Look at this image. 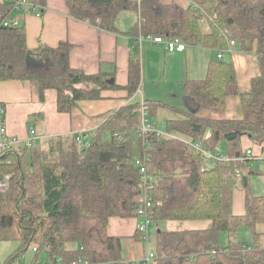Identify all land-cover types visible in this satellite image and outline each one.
I'll return each instance as SVG.
<instances>
[{
    "label": "trees",
    "instance_id": "obj_1",
    "mask_svg": "<svg viewBox=\"0 0 264 264\" xmlns=\"http://www.w3.org/2000/svg\"><path fill=\"white\" fill-rule=\"evenodd\" d=\"M190 1L187 7L165 0L65 3L75 19L112 32L118 30L120 13L140 14L143 20L128 30L136 45L139 35L178 37L185 45L216 50L234 40L242 51L256 55L260 74L248 90L240 92L231 61L215 58L204 79L182 83V107L175 108L181 117L166 121V131L189 136L212 152H218L224 140L229 160H214L202 170L203 157L191 145L154 130L141 134L139 101L110 113L92 133L88 147L71 134L3 152L0 179L8 175L9 186L0 190V241L18 243L4 264H14L29 248L34 254L31 264L39 259L41 264H129L122 257V238L109 235L107 227L113 216L133 215L136 196L144 189L137 160L144 156L152 185L151 221L210 220L205 229H158L154 264H264V231L259 228L264 224V193L252 195L246 176L252 168L250 173L264 177V169H255L254 157L243 158L240 144L243 135L264 143V0ZM32 2L45 6V0ZM11 8L10 2L0 3V14H9ZM70 49L71 44L62 41L56 47L39 42L30 50L23 26L0 24V81L27 80L41 101L47 89H54L59 112H70L78 101L101 98L104 89L118 88L103 73L72 68ZM139 81L140 60L132 52L125 86L130 96ZM229 95L240 97V118L199 115L205 109L222 111ZM144 104L156 128L152 119L158 104ZM238 184L246 189L243 215L232 212V191ZM242 227L249 228L252 244L238 240ZM220 233L228 236L225 245L218 242ZM71 242L77 246L66 248Z\"/></svg>",
    "mask_w": 264,
    "mask_h": 264
},
{
    "label": "crops",
    "instance_id": "obj_2",
    "mask_svg": "<svg viewBox=\"0 0 264 264\" xmlns=\"http://www.w3.org/2000/svg\"><path fill=\"white\" fill-rule=\"evenodd\" d=\"M167 3H176L182 7L191 4L190 0H165ZM7 3V0H0ZM122 12L116 20L117 31L112 32L100 28L96 24L75 19L68 12L65 0H45L41 16H36L25 11H10L14 23L25 29L26 44L30 50L38 47L39 42L56 47L60 42L67 41L71 44L69 64L85 74L103 73L107 79L112 78L118 88L104 89L101 98L95 100H81L70 112H59L56 105V91L47 89L45 99L41 101L37 92L27 80L0 81V106L4 108V118L8 134L12 137L24 139L28 136L29 129L33 128L37 135V144L48 137L60 135H76L80 133L85 140H89L92 133L103 123L112 112L133 101L134 95L139 100L154 101L158 105L152 121L156 129L166 130V119L158 126L156 118L161 109H168L178 113L175 108L182 107V83L186 80L204 79L210 61L217 58V50L198 45H185L182 51H168L164 44L153 43L142 39L136 45L135 37L128 30L138 20L135 12ZM134 13V14H133ZM137 52L140 60L141 86L130 96L125 89L128 83L129 56ZM142 52V61H141ZM222 59L231 61L235 71V78L240 92L248 90L254 77L260 74V67L256 55L242 51L239 46H232L231 52L224 54ZM106 79V80H107ZM110 84V83H109ZM181 103V105H180ZM215 119H237L241 117L240 97L229 95L226 98L222 111L205 109L199 114ZM224 141V140H222ZM220 141L219 144L222 143ZM242 150L250 149L256 159L254 166H264V143H254L248 135H243L240 141ZM219 146V145H218ZM221 148V145H220ZM222 154L226 153V142ZM246 172L248 177V190L254 195L264 193V177L262 174H252V168ZM246 189L238 184L232 191V212L235 215L245 213ZM140 220L136 215L129 217L113 216L109 219L107 232L111 236L122 238V257L125 261L133 250L141 247L136 230ZM166 230L205 229L210 220H167ZM220 237V235H219ZM225 241L228 236H224ZM15 242V241H13ZM5 241H0V264H4L12 251L1 255L6 249ZM130 248L125 254L123 245ZM27 252V251H26ZM22 255L24 256L25 253ZM33 253V250H32ZM135 257L142 255L134 252ZM21 256V257H22ZM34 254L28 260L31 264ZM19 264V260L14 261ZM26 264V263H23ZM35 264H41L40 259Z\"/></svg>",
    "mask_w": 264,
    "mask_h": 264
},
{
    "label": "built area",
    "instance_id": "obj_3",
    "mask_svg": "<svg viewBox=\"0 0 264 264\" xmlns=\"http://www.w3.org/2000/svg\"><path fill=\"white\" fill-rule=\"evenodd\" d=\"M7 2H10L12 4V10L16 11H29V13H32L36 16H41L43 13V6L34 4L32 0H7ZM1 22L0 24L3 26H8L12 23H14V20L10 17L9 14H0ZM138 20H143L140 14H138ZM200 22L204 24L205 19L201 18ZM150 40L153 43H161L164 44L165 48L170 51H182L185 49V44L183 41L178 37H171V38H164L161 36H147L144 37L142 35H139L138 41H141L142 39ZM238 46V43H236L234 40H230L227 44V47L218 49L217 50V58H222L224 54L231 52L232 46ZM141 107H140V124L138 127V130L141 134H145L147 132H150L152 130L156 131L159 134L173 137L176 139H179L189 145H191L195 150H197L201 156L203 157V164H202V170L207 169L210 166V163L214 160H229V158L222 153L219 152H212L205 148L201 142L193 140L191 137L186 136L180 132H168L166 130H159L156 128H153L150 120L148 118L147 113V107L144 104V100H141ZM4 108L0 106V154L6 151H17L23 147H30L31 145L36 144V138L37 135L35 133V130L33 128L29 129L28 136L24 139H20L17 137H12L8 134L7 127L5 124V118H4ZM75 140L77 143L81 144L84 147L89 146V140H85L80 133L75 135ZM253 153L250 149H247L244 153L243 158H250L253 159ZM242 158V157H241ZM148 160L147 156H144L143 160H137V164L139 165V170L142 176V180L144 182V189L140 194L136 196V202H135V208H134V215L140 218V220L137 222L136 230L141 235V239L143 241H147L149 238L148 228L151 223V219L149 217V212L151 210L153 200L152 196L148 192L149 187H151V179L148 177L146 173L145 168V162ZM9 186V176L5 175L3 178L0 179V190L4 191ZM154 251L148 253L145 256H142L138 259H133L130 261H126L129 264H154ZM84 264H91L88 262H84ZM107 264H115L114 261H109Z\"/></svg>",
    "mask_w": 264,
    "mask_h": 264
},
{
    "label": "rangeland",
    "instance_id": "obj_4",
    "mask_svg": "<svg viewBox=\"0 0 264 264\" xmlns=\"http://www.w3.org/2000/svg\"><path fill=\"white\" fill-rule=\"evenodd\" d=\"M129 13H131V12H129ZM141 61H142V52H141ZM141 84H142V81L140 80L139 87L141 86ZM132 100L138 101L139 96L134 95L132 97ZM180 105H181V103H180ZM158 114L159 115L156 118V122L158 123V126H161V127H162V124L164 123V121L166 119H174V118H180L181 117V115L179 113L170 111L168 109H161ZM224 144H225V141H222V143L219 144V146H218V152L219 153L223 152ZM220 145H221V148H220ZM263 167L264 166H262V168ZM167 224H168L167 220L166 221H160V222L151 221L149 228H148V233H149L148 240L147 241H139V243L141 244V247L138 244V247L133 250V254L130 255L129 258L133 257L134 259H138L137 256L135 257L134 252L138 253V255H140V256L141 255L145 256L148 253L153 252L154 251V244H155V232L158 229H167ZM259 228H260V230L264 231V224L260 225ZM224 236H227V234L226 233H220V237H219L218 242L221 245H225L227 242V239L225 241ZM237 238L241 242H246V243L252 244V235H251L248 227L240 228L237 232ZM261 238H262V241L264 244V234L262 235ZM5 242H7L5 245L6 249L1 254L3 256L5 255V253H9L10 251H12L13 247L16 246V242H13V241H5ZM76 246H77L76 242H71V243L66 244V248H75ZM123 248H124L125 254H128L130 252V248L128 246H126V243H125V245H123ZM32 254H33L32 250L29 248L27 250V252L25 253V255L20 257L19 264H23V263L28 264V260ZM133 258H131V259H133Z\"/></svg>",
    "mask_w": 264,
    "mask_h": 264
},
{
    "label": "water",
    "instance_id": "obj_5",
    "mask_svg": "<svg viewBox=\"0 0 264 264\" xmlns=\"http://www.w3.org/2000/svg\"><path fill=\"white\" fill-rule=\"evenodd\" d=\"M26 65L27 66H30L31 65V61H30V58H29V55H27V58H26ZM108 83H112L113 82V79L112 78H108L106 80ZM258 168V163L255 164V169Z\"/></svg>",
    "mask_w": 264,
    "mask_h": 264
}]
</instances>
